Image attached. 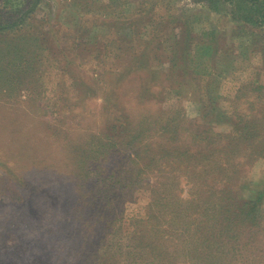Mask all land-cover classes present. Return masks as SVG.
<instances>
[{
	"label": "rangeland",
	"instance_id": "374dc122",
	"mask_svg": "<svg viewBox=\"0 0 264 264\" xmlns=\"http://www.w3.org/2000/svg\"><path fill=\"white\" fill-rule=\"evenodd\" d=\"M249 14L227 0H0V264H137L135 233L165 251L159 264H204L180 243L201 213L179 220L172 208L201 182L187 183L186 166L163 153L204 152L195 140L231 133L235 110L264 91V24ZM142 122V140L129 145L121 134ZM134 152L143 159H128ZM129 170L137 177L123 179ZM241 175L239 199L254 200L264 158ZM111 190L121 216L104 240L109 230L84 208ZM257 214L264 228V200ZM252 226L237 230L239 254L218 264H264Z\"/></svg>",
	"mask_w": 264,
	"mask_h": 264
},
{
	"label": "trees",
	"instance_id": "16d2710c",
	"mask_svg": "<svg viewBox=\"0 0 264 264\" xmlns=\"http://www.w3.org/2000/svg\"><path fill=\"white\" fill-rule=\"evenodd\" d=\"M227 1L247 5L250 13L248 20L251 19V21H255L254 14L257 13L261 23L264 24V0ZM112 82H110V85H112ZM261 89H263V87L253 88V91L258 94L251 99L249 103H246L247 111H242V109L235 110V126L231 133L227 135H217L215 133L216 137L211 138V136H209L211 143L207 140H195L206 149L204 152H198L193 155L189 151L182 150L178 155H174L165 150L163 153V156H167L166 158H168L170 162L178 161L177 163L180 164V166H186V168H179L178 171L186 169V177L188 178V180H186L187 183L190 182V178L194 179V183L201 182V188H195L197 191H193V194H190L188 203L180 204L177 207L175 205L172 208L176 210L175 213L179 220L188 219L192 214L189 215L187 212L191 211L193 208L198 209L196 212L201 213V217L194 222L195 228L193 227L191 232H186L187 234H182L183 240H180V243L181 245L186 243L184 244L185 256H192L193 259L204 261V264H218L220 261L224 260V257H227V255L239 254L240 246H242L241 249H243L244 245L239 243L241 240V236L239 235L241 233L237 230H245L241 227L243 224L252 223L253 228H259L256 230L258 234L264 237V228L261 226L257 216L259 205L264 200V189L256 190L255 199L243 203L237 195L242 177L241 174L248 172L249 167H251L255 159L264 158V91H261ZM241 97L242 96L239 95L238 100H240ZM221 117H223V114ZM168 123L169 122L165 124L166 130L170 129ZM126 125L130 126L127 123ZM112 128L117 129V126L113 125ZM147 129L148 127L142 122L139 128H128L125 132L123 131L121 135L127 133L126 138L129 140V145L134 146V142L142 140ZM209 130L210 129H207V132ZM156 132L159 133V131ZM194 133L196 134L195 136L199 137L200 134L198 132ZM152 138L153 135L148 134L147 139ZM217 138H219L220 141H224V143L221 144V147H223L221 150L217 148L218 144L213 143L218 140ZM151 143L152 141H147L146 145L150 147ZM210 146H213V151H208ZM220 151H222L223 155ZM213 153L222 156H215ZM142 155L143 154H139V152H134L129 155L128 159H131L132 162H136L137 160L143 159ZM202 159L204 162L206 161L209 166L199 167L197 169L191 166V164L194 165L195 162L201 164ZM162 161L163 163H167L165 160ZM153 163L155 164L157 161L154 160ZM174 170L177 171L176 167ZM131 171L132 170L127 171L123 175V179L129 176V174L136 178L138 171ZM169 173L176 174V172H163L162 174H164V179L169 178L171 181L172 177L169 176ZM85 179H87L86 175L83 176V180ZM226 184H229L228 188ZM216 185L220 187L216 188ZM93 188V186L85 184L82 186V193L86 196L90 194V189ZM95 191L96 189L92 192V195ZM102 191L104 190L102 189ZM102 191L100 193H103ZM160 193H162L159 198L160 201L169 198L166 192L160 191ZM115 194V190H111L110 192L107 191L104 196L97 200L98 202H93L90 207H86L85 205V211L88 209V212L94 211L93 213L96 214L94 226L101 228V226L104 225L106 230L114 229V226L119 221V216H121L119 208L122 204ZM100 202L102 203L99 204ZM175 203L176 202L172 201L169 202L170 205ZM98 212L99 214H97ZM152 218H154L153 214H151L148 220ZM153 223L157 225V221H153ZM139 227L143 228L142 232L146 231V237L152 232V228H146V225L142 223ZM110 230L109 232L106 231L103 238L104 240L112 233ZM143 237L144 235L139 237L137 233H135L132 242L130 241L128 244V246L131 247V251L128 253L131 263L142 264L141 262H144L145 264H159L160 262L157 263V259L162 258L165 251L158 250V244L156 243L154 245L145 242ZM185 237H187V239ZM223 237L226 239L229 238V241L226 245L219 246L218 242ZM188 244L190 248H188ZM152 257L155 258L152 260Z\"/></svg>",
	"mask_w": 264,
	"mask_h": 264
}]
</instances>
